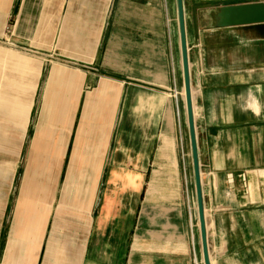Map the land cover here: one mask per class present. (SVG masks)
<instances>
[{
    "label": "crops",
    "instance_id": "obj_1",
    "mask_svg": "<svg viewBox=\"0 0 264 264\" xmlns=\"http://www.w3.org/2000/svg\"><path fill=\"white\" fill-rule=\"evenodd\" d=\"M259 2L184 0L212 264H264V39L212 19ZM13 37L76 64L45 84ZM30 119L33 166H0V264H195V219L204 263L177 0H0L3 153Z\"/></svg>",
    "mask_w": 264,
    "mask_h": 264
},
{
    "label": "water",
    "instance_id": "obj_2",
    "mask_svg": "<svg viewBox=\"0 0 264 264\" xmlns=\"http://www.w3.org/2000/svg\"><path fill=\"white\" fill-rule=\"evenodd\" d=\"M177 4L185 97L193 157L203 259L204 264H212L195 127L194 100L190 75L184 0H177ZM212 19L214 20V27L216 29L227 31H252L256 32L264 39V2L221 7L216 13L212 14Z\"/></svg>",
    "mask_w": 264,
    "mask_h": 264
},
{
    "label": "rangeland",
    "instance_id": "obj_3",
    "mask_svg": "<svg viewBox=\"0 0 264 264\" xmlns=\"http://www.w3.org/2000/svg\"><path fill=\"white\" fill-rule=\"evenodd\" d=\"M20 3L22 4L21 1L19 3L17 2L18 6L17 7L15 6L16 10L14 9V13H13L12 18L10 20V23L8 24V26H9L8 27L9 28L8 29L9 30L8 36H10V37H11L13 27L16 25L17 18H19V13H20L19 9L21 7ZM11 43L13 46H15L17 48L16 51H23V52H27V53H31V54H35L37 52L40 53V55H38V56L40 58L43 57V59L45 60V64L43 67V82L45 84L52 83V79L50 78L51 77V73H50L51 68H54L55 66H58L59 68H67L69 63L76 64L73 61L69 62L67 59L62 58L60 56V54L54 53L55 49H53V48L50 49L51 47H49V46L47 48L46 45H45V47L39 46V48L36 49L34 46L32 47V45L29 42L25 43V41L19 40L16 37H13ZM46 60L48 63L46 62ZM38 61L41 62V60H38ZM35 63L36 62L34 61L33 66H35ZM31 71H33L31 73H35V67H32ZM35 121L37 122V118L35 119ZM30 122H31V119L29 121L28 126H27V124H24V123L16 125L18 128H21L23 130V134H25L26 137L24 138V140H21V139L13 140V148L11 147L10 151L6 150L3 153V150L0 149V152L3 153V154L0 153V166L3 162L5 163L6 167H31V166H33V163H34L33 159H34L35 155L33 157L31 155V150H30L31 140L28 139V135H29L28 133L30 132V129L32 126L31 125L32 122H31V124H30ZM46 125L49 126V124H46ZM14 126L15 125H13V127ZM26 126L28 127L27 128V134L25 133ZM35 127H36V123L34 125V129H35ZM57 130H59L58 131L59 136L65 135V133L67 132V126L66 125H63V126L60 125V128ZM15 131L17 134L16 137L19 136V130L15 128ZM63 131L64 132L66 131V132L64 133ZM61 137H63V136H61ZM14 143L18 144L17 147H14ZM78 146L81 148V155H75L73 157L72 161H74V165H72V167H84L85 157L82 153L83 145L81 143ZM19 151H20V154H18ZM83 176H84V171L82 169H75V171L69 172V179H73L77 182L76 184H78L80 191H82V189H83L82 188L83 187V184H82ZM14 179H16V178L14 177ZM79 189L77 187L78 191H79ZM14 192L15 191L13 190V193ZM199 224H200V222H199ZM190 231L191 232L195 231V234L197 235L196 240H197V248H198V258L195 259V256H194V261L196 260L195 264L196 263L197 264H204L202 261V256H201V246H200L199 236H198L199 226H198L197 219H195L193 222V225H191Z\"/></svg>",
    "mask_w": 264,
    "mask_h": 264
}]
</instances>
